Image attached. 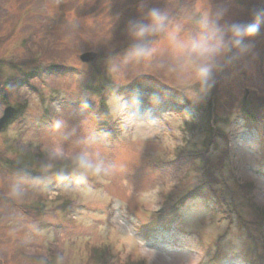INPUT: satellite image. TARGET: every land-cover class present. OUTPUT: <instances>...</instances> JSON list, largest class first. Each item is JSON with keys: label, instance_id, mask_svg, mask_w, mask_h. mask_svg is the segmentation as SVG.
Listing matches in <instances>:
<instances>
[{"label": "rangeland", "instance_id": "1", "mask_svg": "<svg viewBox=\"0 0 264 264\" xmlns=\"http://www.w3.org/2000/svg\"><path fill=\"white\" fill-rule=\"evenodd\" d=\"M153 8L166 26L133 37L129 23L148 24ZM259 13L264 0H0V117L16 108L0 132V264H95V248L113 264H264ZM205 15L224 28L260 25L215 58L207 91L203 61L176 47L202 31ZM135 43L151 54L131 56ZM85 53L96 56L83 62ZM208 115L225 133L230 156L207 158L223 166L217 190L231 195V216L208 193L187 195L204 181L188 154L199 152L192 128ZM85 153L98 173L77 167ZM18 155L45 177L13 170ZM72 202L73 211L59 208Z\"/></svg>", "mask_w": 264, "mask_h": 264}, {"label": "clouds", "instance_id": "2", "mask_svg": "<svg viewBox=\"0 0 264 264\" xmlns=\"http://www.w3.org/2000/svg\"><path fill=\"white\" fill-rule=\"evenodd\" d=\"M264 15V13H259ZM149 20L148 24L140 22L129 23V33L139 39L151 32L162 30L166 26L167 15L159 9H150L147 13ZM202 31L187 44L178 43L176 47L181 53L187 51L193 58L200 59L203 63L198 67V78L203 91H207L211 86V66L215 58L223 51H227L229 46H239L244 37H253L259 30V22L242 24L233 23L229 27L224 28L216 22L210 21L205 15L200 21ZM228 34V39L225 40V34ZM150 50L144 47L141 43H135L130 51V55L141 57L150 55ZM60 127L59 122L55 125ZM63 153L58 149L54 156H62ZM77 167L85 173H98L101 169L97 165H93L89 156L81 154L75 158ZM83 178V177H81ZM12 195H21L18 189H13Z\"/></svg>", "mask_w": 264, "mask_h": 264}, {"label": "trees", "instance_id": "3", "mask_svg": "<svg viewBox=\"0 0 264 264\" xmlns=\"http://www.w3.org/2000/svg\"><path fill=\"white\" fill-rule=\"evenodd\" d=\"M1 65L2 64L0 61V69L2 68ZM12 68L22 70V67L16 64H14ZM183 116H185L184 113H183ZM210 120H211V117L209 115L207 117H203L199 119V121L195 123L194 128H192V131L195 133L194 135L198 138H201L199 139V142L197 143V145H200L201 148H199L200 149L199 152H192L191 154H188V155H192L193 157L192 159H194L195 161L196 160L201 161L200 164H196L194 162L195 165L193 166V168H195L199 173L203 175L204 181L200 182V184H198L194 189L189 191L187 195H194V193L196 194V192H201V193L204 192V194L208 193L209 197L215 201V206L217 210L219 209V210L226 211L227 215L231 216L235 212V211H231L233 210V207L230 209H226V206H225L226 203L231 202L229 198L231 195L230 194L223 195L224 194L223 192L220 193L221 191L217 190V188H224L227 184L223 176L224 174L223 175L221 174L220 176L219 173L217 172L218 171L217 168L219 167L221 168L223 166L220 164L217 166H214L211 164L210 160L207 158L209 153L218 154L220 160L228 158L230 155H227L228 150L227 152L225 151L222 152V148L220 146L222 136H225V133H223L222 131H218L215 128L218 122H220V120H217V119L213 120V124H211L212 122L209 123ZM214 123L216 124L215 126H214ZM186 125H188L187 122H186ZM13 162L15 163L13 164L14 168L12 169L19 171L22 174L30 175L36 178H42V177H45L46 175L45 173L40 172V171L38 172L32 171L29 166L30 165L29 158L28 157L25 158L23 155L20 157L19 162L17 160ZM55 173L61 174V176H67L72 172L63 171V170L61 172L60 170L58 171L56 170ZM8 201H11V200H8ZM231 206H232V203L229 205V207ZM39 207H40V210L42 211L43 207L41 206ZM39 207H37V209ZM235 207L236 206H234V210H235ZM59 208L63 210H68L69 212V211L75 210L76 207L73 205V202H72L69 204L63 203V205L59 206ZM245 223L246 222L242 219L241 223L239 224L241 227H245L244 226ZM246 225L249 227V224L246 223ZM90 259L95 264H113V258L110 257L107 252H105V254H103L102 252V254L99 255L98 250L96 248L92 250Z\"/></svg>", "mask_w": 264, "mask_h": 264}, {"label": "water", "instance_id": "4", "mask_svg": "<svg viewBox=\"0 0 264 264\" xmlns=\"http://www.w3.org/2000/svg\"><path fill=\"white\" fill-rule=\"evenodd\" d=\"M95 53H85L81 55V59L83 61L89 62L95 58ZM15 109L13 107L6 108L3 116L0 118V131H2L7 124L8 120L12 117L14 114Z\"/></svg>", "mask_w": 264, "mask_h": 264}]
</instances>
